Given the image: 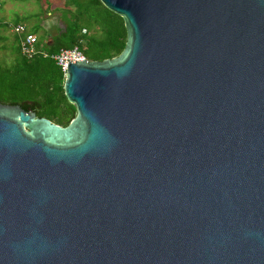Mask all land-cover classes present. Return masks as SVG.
<instances>
[{
  "label": "water",
  "instance_id": "1",
  "mask_svg": "<svg viewBox=\"0 0 264 264\" xmlns=\"http://www.w3.org/2000/svg\"><path fill=\"white\" fill-rule=\"evenodd\" d=\"M98 1L68 124L0 104V264H264V0Z\"/></svg>",
  "mask_w": 264,
  "mask_h": 264
},
{
  "label": "trees",
  "instance_id": "2",
  "mask_svg": "<svg viewBox=\"0 0 264 264\" xmlns=\"http://www.w3.org/2000/svg\"><path fill=\"white\" fill-rule=\"evenodd\" d=\"M74 3L75 9L70 10ZM60 19L63 26L56 29L48 40L38 35V26L29 33L37 38V47L45 57L35 55L26 58L19 54L18 38L12 35L8 52L12 59L8 64L0 62V104L17 105L22 110L31 111L36 118L65 127L75 116V110L63 94V72L51 59L60 50L76 48L88 62H100L117 57L125 45V28L118 15L105 9L98 0L69 2ZM19 23L15 22L14 24ZM9 25L0 22V43L6 36L1 31ZM94 27L92 34L86 32ZM4 46H0L3 50ZM6 50V49H5Z\"/></svg>",
  "mask_w": 264,
  "mask_h": 264
},
{
  "label": "rangeland",
  "instance_id": "3",
  "mask_svg": "<svg viewBox=\"0 0 264 264\" xmlns=\"http://www.w3.org/2000/svg\"><path fill=\"white\" fill-rule=\"evenodd\" d=\"M87 0H0V22L13 24L21 23L27 32L33 26H38V35L43 34L44 39L48 40L49 36L54 34L56 29L63 26L61 15L65 10V3L80 2L83 6ZM70 10L75 9L74 3L69 5ZM96 31L94 27L89 29L86 34H92ZM3 36H6L5 41L0 43L4 46L0 50V62L4 64L12 59L11 53L8 52V47L11 45L12 33L9 29L1 31ZM6 49V50H5Z\"/></svg>",
  "mask_w": 264,
  "mask_h": 264
},
{
  "label": "built area",
  "instance_id": "4",
  "mask_svg": "<svg viewBox=\"0 0 264 264\" xmlns=\"http://www.w3.org/2000/svg\"><path fill=\"white\" fill-rule=\"evenodd\" d=\"M12 35L18 38V50L21 56L32 58L35 55L45 57V53L37 47V38L34 34L27 32V29L21 24L16 23L8 27ZM51 59L60 68L61 72H65L66 65L85 60L81 53L72 48L69 50H60L57 54L51 56Z\"/></svg>",
  "mask_w": 264,
  "mask_h": 264
},
{
  "label": "crops",
  "instance_id": "5",
  "mask_svg": "<svg viewBox=\"0 0 264 264\" xmlns=\"http://www.w3.org/2000/svg\"><path fill=\"white\" fill-rule=\"evenodd\" d=\"M4 24H6V23H4ZM8 25H9V26H10V25H14V23H13V24H8Z\"/></svg>",
  "mask_w": 264,
  "mask_h": 264
}]
</instances>
